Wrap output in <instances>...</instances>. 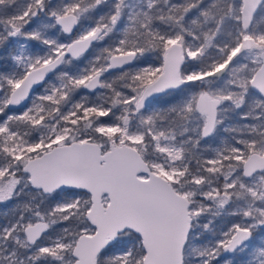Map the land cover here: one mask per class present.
<instances>
[{"label": "snow or ice", "instance_id": "1", "mask_svg": "<svg viewBox=\"0 0 264 264\" xmlns=\"http://www.w3.org/2000/svg\"><path fill=\"white\" fill-rule=\"evenodd\" d=\"M0 264H264V0H0Z\"/></svg>", "mask_w": 264, "mask_h": 264}, {"label": "trees", "instance_id": "2", "mask_svg": "<svg viewBox=\"0 0 264 264\" xmlns=\"http://www.w3.org/2000/svg\"><path fill=\"white\" fill-rule=\"evenodd\" d=\"M146 63L159 65L160 60L153 55V56H151V57L148 58V60L146 61Z\"/></svg>", "mask_w": 264, "mask_h": 264}, {"label": "flooded vegetation", "instance_id": "3", "mask_svg": "<svg viewBox=\"0 0 264 264\" xmlns=\"http://www.w3.org/2000/svg\"><path fill=\"white\" fill-rule=\"evenodd\" d=\"M149 64V63H148ZM166 99H170V97H166Z\"/></svg>", "mask_w": 264, "mask_h": 264}, {"label": "rangeland", "instance_id": "4", "mask_svg": "<svg viewBox=\"0 0 264 264\" xmlns=\"http://www.w3.org/2000/svg\"><path fill=\"white\" fill-rule=\"evenodd\" d=\"M156 66H159V65H156Z\"/></svg>", "mask_w": 264, "mask_h": 264}]
</instances>
